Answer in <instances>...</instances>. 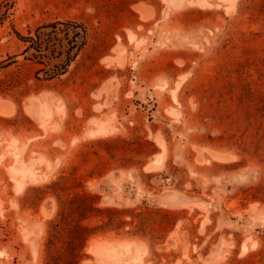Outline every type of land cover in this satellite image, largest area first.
Returning a JSON list of instances; mask_svg holds the SVG:
<instances>
[{"label":"rangeland","instance_id":"374dc122","mask_svg":"<svg viewBox=\"0 0 264 264\" xmlns=\"http://www.w3.org/2000/svg\"><path fill=\"white\" fill-rule=\"evenodd\" d=\"M58 19L87 44L39 79L20 34ZM78 193L120 210L80 264H264V0H0V264H47Z\"/></svg>","mask_w":264,"mask_h":264},{"label":"trees","instance_id":"16d2710c","mask_svg":"<svg viewBox=\"0 0 264 264\" xmlns=\"http://www.w3.org/2000/svg\"><path fill=\"white\" fill-rule=\"evenodd\" d=\"M87 34V27L82 21L58 19L39 25L35 34L30 32L20 36L27 42L24 52L31 51V58L42 65L36 71L37 77L51 80L67 72L71 62L87 44ZM65 40L68 44L66 49ZM41 72H44V77L40 76ZM93 198L92 194L78 193L67 201L66 209L61 212V219L53 224L50 237L51 244L57 239H63V247L56 253H50L47 264H80L90 235L100 227L118 224L120 210L114 207H98L92 202ZM93 209L109 211V220L97 226L84 222L83 219Z\"/></svg>","mask_w":264,"mask_h":264},{"label":"bare ground","instance_id":"6f19581e","mask_svg":"<svg viewBox=\"0 0 264 264\" xmlns=\"http://www.w3.org/2000/svg\"><path fill=\"white\" fill-rule=\"evenodd\" d=\"M205 1V0H204ZM35 101H37V100H35ZM35 101H34V103H35ZM38 103V102H37ZM36 103V104H37ZM32 104H33V102H32ZM38 107V106H37ZM31 108V107H30ZM33 108H34V106H33ZM39 108V107H38ZM43 109V108H42ZM47 112H48V110H47ZM37 113V112H36ZM40 117H41V114H40ZM38 119V118H37ZM162 140V139H161ZM159 142H160V140H159ZM204 152H205V150H204ZM203 152V153H204ZM206 153V152H205ZM157 158V157H156ZM160 158H161V156H160ZM159 158V159H160ZM217 159V158H216ZM159 161V160H158ZM157 161V163L158 164H160L159 162ZM211 161V160H210ZM150 163V162H149ZM152 163H153V161H152ZM162 163L163 162H161V165H162ZM155 164V163H154ZM148 166V165H147ZM106 236V235H105ZM106 238V237H105ZM110 238V237H109ZM116 238V237H115ZM125 238V237H124ZM127 238H129V237H127ZM131 238V237H130ZM104 239V238H103ZM112 239V238H111ZM117 239V238H116ZM116 239H114V244H111V243H107L106 242V244L104 243L103 245H101V246H99V247H97V251H98V253H100V255L103 257V258H108V259H116V258H118V257H120L119 255H121L120 253H121V251H122V249H123V247H126V248H128L129 247V243L131 244V242H129L128 240V242L129 243H122L121 244V242H120V244H119V241H118V244H116ZM97 240H99V237L98 236H93V237H91L90 238V240H89V244L91 245V246H94L95 244H96V242H97ZM105 240V239H104ZM103 240V241H104ZM116 240V241H115ZM118 240H120V238L118 239ZM130 240V239H129ZM131 240H134V239H131ZM106 241V240H105ZM109 241H110V239H109ZM112 242V241H111ZM123 242H125V241H123ZM100 243V242H99ZM103 243V242H102ZM101 243V244H102ZM139 243V242H138ZM100 245V244H99ZM130 249V248H129ZM128 249V250H129ZM123 252H125V251H123ZM123 256V255H122ZM99 257V256H98ZM122 258V257H121ZM120 258V259H121ZM119 259V258H118ZM116 261V260H115ZM114 262V261H113ZM118 262V261H117ZM111 263V262H110Z\"/></svg>","mask_w":264,"mask_h":264}]
</instances>
